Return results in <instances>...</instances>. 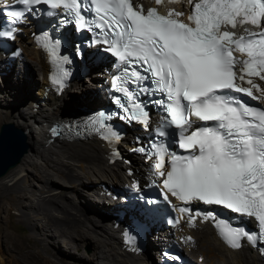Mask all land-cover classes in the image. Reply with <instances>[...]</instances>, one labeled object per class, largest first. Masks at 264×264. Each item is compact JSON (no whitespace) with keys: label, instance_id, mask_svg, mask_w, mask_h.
Listing matches in <instances>:
<instances>
[{"label":"bare ground","instance_id":"6f19581e","mask_svg":"<svg viewBox=\"0 0 264 264\" xmlns=\"http://www.w3.org/2000/svg\"><path fill=\"white\" fill-rule=\"evenodd\" d=\"M193 1L161 0L159 5L167 11L183 13L175 16L188 18ZM132 2L144 8L158 5L156 0ZM241 21L242 18L238 17L235 28L229 25L225 29L231 33L252 26ZM12 43L21 47L27 71L21 72L16 82L11 81V74H7L17 62L7 64V55L0 52V78L5 80L2 85L0 83V122H12L22 128L31 145L22 160L0 177V190L12 195L21 219L42 245L40 250L33 251L8 234L7 244L12 240L7 248L12 253L9 263L158 264V260L149 256L148 243L153 246L155 242L149 238L144 241L135 234L127 203L121 200L120 195L121 187L127 182L125 173H128V181L135 185L160 180L151 162L132 156L134 163L129 165L125 159L126 152L115 138L107 134L83 141L56 139L49 142V136L44 131L46 123H52L56 118L80 114L91 107L88 106L90 103L97 106L104 104L105 93L97 88L109 76L111 62L100 58L97 73L90 71L86 76L70 75L62 85H58L53 82L57 70L52 53L48 46H44L48 45L45 20H26ZM90 57L93 59L92 55ZM91 59L87 58V64L90 61L95 67ZM244 60L241 57V61ZM240 65L241 69L243 65ZM242 74L240 71L239 76ZM99 76L103 79L100 80ZM85 78H90L91 85L86 87L88 92L83 91L85 84L80 83ZM247 79L252 80V86L247 83L241 86L252 87L253 95L264 97V80L254 74L246 75ZM253 86H259V90ZM72 90L83 92L74 98L69 96ZM63 104L67 107L63 108ZM139 130L147 132L149 129L140 126ZM112 164L117 165L114 178L107 174V167ZM164 170L168 171L167 168ZM24 182L29 189L25 188ZM91 200L92 205H89ZM12 208H7L8 219ZM235 217L239 224H246L249 235L257 237L255 242L247 237L237 241L239 247L227 242L223 234L226 232L224 221ZM164 233L166 244L176 238L185 242L188 252L186 264H264V247L258 240L255 223L220 206L197 202L188 216H182L176 228ZM189 238H193L194 242H189ZM85 245H91L92 251L88 252ZM4 254L0 244V264L7 263Z\"/></svg>","mask_w":264,"mask_h":264},{"label":"snow or ice","instance_id":"6c2138e0","mask_svg":"<svg viewBox=\"0 0 264 264\" xmlns=\"http://www.w3.org/2000/svg\"><path fill=\"white\" fill-rule=\"evenodd\" d=\"M160 2L156 0L157 4ZM17 3L28 11L38 3L62 7L77 17L81 28L86 26L82 15L84 0H17ZM89 4L99 16L96 27L107 28L112 37L103 41L109 45L106 50L130 67L136 62L146 66L150 77L131 71L137 80L155 78L157 90L165 94V99L157 103L166 108L171 124L185 130V126L191 127V116L216 122V127H198L180 136L179 147L186 151L195 148L196 153L171 155L167 172L164 164L169 154L165 148L157 150L155 169L164 178L165 198L171 193L183 202L196 200L225 206L254 217L260 234L264 235V110L217 94L231 91L258 99L252 87L241 84L252 86L251 79L245 80L246 75L254 74L264 80L261 75L264 31L249 32L236 40L234 33L221 32V28L229 25L235 28L237 17L242 18V23L259 27L264 18V0H197L188 17L194 26L172 18L183 13L170 11L163 16L150 8L145 14L143 5L134 7L132 0H89ZM7 15L13 18V23L22 22L25 11L12 10ZM233 44L234 50L249 59L236 60L230 47ZM238 63L243 65L240 69L243 74L237 78L234 68ZM65 76L67 72L61 71L53 77V82L62 85ZM117 87L132 100L129 107L122 105L126 114L132 113L128 118L146 124L147 113L133 100V94L123 88L119 77ZM253 87L259 90V86ZM160 135L165 133L161 131ZM223 234L233 247L240 246L237 242L240 237L253 242L257 238L240 229H229Z\"/></svg>","mask_w":264,"mask_h":264},{"label":"rangeland","instance_id":"374dc122","mask_svg":"<svg viewBox=\"0 0 264 264\" xmlns=\"http://www.w3.org/2000/svg\"><path fill=\"white\" fill-rule=\"evenodd\" d=\"M89 63H90V61H89ZM89 65H90V70L92 72H96L97 73L99 71V69L96 68L97 66L96 67H93L91 64H89ZM12 67H13L12 71L10 73H8L7 75L9 76V74H11V77H9V78H11V81L13 80L14 82H16L17 81V76L21 72H26L27 71L26 70V66L23 63V61H21L20 63H17V64H15ZM14 69H16V70H14ZM5 73H6V71L4 72L3 76L5 75ZM1 76H2V73L0 74V77ZM90 78H92V77H90ZM90 78L89 79L88 78L82 79L81 82H80L83 85L85 84V89H83V91H85V92L86 91L88 92V89L86 87H88L89 85H91L90 84ZM102 79H103V77H100V80H102ZM0 83L2 85L3 83H5V80H1V78H0ZM98 87L99 88H97V89H102V90L104 89L103 84L101 86L98 85ZM83 91H80V92H83ZM69 92H70L69 93V96H73L74 98H77L78 97V94H81L80 92H78L76 90H72V91H69ZM68 100L69 99L67 97V101ZM102 103H105V101H103ZM97 105L98 104H95V103L94 104H91L90 103L88 106H91L89 108H95V106H97ZM5 106L6 107H9L7 104ZM66 107L67 106L63 104V108H66ZM2 123H4V122H0V126L2 125ZM37 135H38V137H40V132L39 131H38ZM124 139L125 140H129L130 138H129V136H126ZM28 142H29V138H28ZM29 144H30V142H29ZM121 147H122L123 152L125 153L126 152V149L124 148V146H122V144H121ZM107 168H108L107 174L109 176H111V177L114 178L115 177V172L117 171V165L112 164V165H109ZM124 170H125V168L123 169V172H125ZM124 177H125V180L128 181V179H127L128 178V173H125L124 174ZM24 185H25V188L26 189H29V186L26 184V182H24ZM11 196L12 195L10 193H6L3 190H0V244L4 248V251H5V254L4 255L6 256L5 258H7V263H5V264H10L9 263V260L11 259L10 256L12 254L11 251L8 250L9 249V245L11 244V241L12 240H9V244H7V241H6L7 240V237H8V234L9 235H12V236H14L16 238H18L19 240H21L24 243V245L28 246V248L30 250H33V251L40 250L41 249V245H42L41 242L37 238L34 237V235L32 233V230L28 227L27 223H25L21 219L20 214L17 212V209L14 207V203H13V201L11 199ZM87 197L90 198L91 196L90 195L89 196L87 195ZM21 201L25 202L26 200L25 199L24 200L22 199ZM90 204L92 205V200H91V203L89 202V205ZM93 204H94V202H93ZM9 206H13V208H12V212H11V217L8 219L7 218V215H8L7 208ZM148 240L153 241L152 238H151V236L149 237ZM148 246H149L148 247L149 248V256L153 260L156 261L157 260V253L155 252V250H153V248L156 246V244L152 246V245H150L148 243ZM85 248H86V250L88 252H91L92 251V246L91 245H85Z\"/></svg>","mask_w":264,"mask_h":264},{"label":"water","instance_id":"95a60500","mask_svg":"<svg viewBox=\"0 0 264 264\" xmlns=\"http://www.w3.org/2000/svg\"><path fill=\"white\" fill-rule=\"evenodd\" d=\"M26 132L12 122L0 126V177L16 166L29 152Z\"/></svg>","mask_w":264,"mask_h":264}]
</instances>
